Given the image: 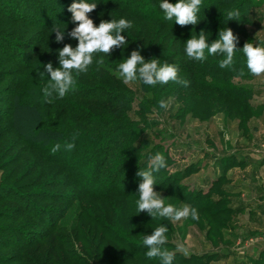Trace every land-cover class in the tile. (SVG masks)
<instances>
[{"label": "rangeland", "instance_id": "rangeland-1", "mask_svg": "<svg viewBox=\"0 0 264 264\" xmlns=\"http://www.w3.org/2000/svg\"><path fill=\"white\" fill-rule=\"evenodd\" d=\"M221 1L224 5L211 15L220 24L229 21L224 15L236 9L241 0L232 3L215 0V7ZM239 17L231 29L240 43L250 42L257 46L258 41H264V0H246ZM194 29L199 35L204 26L201 24ZM1 32L14 41L25 40V36L2 17ZM218 33L214 35L216 38ZM157 34L166 49H174L170 64L188 61L187 55L177 57L181 53L179 50L184 51L177 34L169 30ZM207 38L209 43L211 38ZM236 61L234 55V63ZM6 64L0 68V264H28L21 261L24 254L33 255L36 249H43L45 259L44 256L43 259L35 257L29 264H58L48 251L53 241L59 246L56 255H69L72 251L75 256L83 257L84 264H94L93 255H87L90 253L87 244L91 253L96 252V258L98 254L105 255L106 251L124 257L126 252H119L115 240L101 244L99 239L104 236L101 232L93 239L96 226L81 215V207L104 217L115 230L128 235L129 241L144 247L138 259L128 256L131 260L127 264H141L143 259L149 264L161 263L158 257H146L148 249L143 245V237L151 235L162 224L168 227V239L163 247L175 253L173 264H264V73L253 75L244 63L248 78H230L241 97H228L206 84L192 90L188 73L180 76L189 82L188 86L176 83L167 88L166 97L144 94L136 82L126 84L135 93V111L123 114L130 120L145 117L143 125H147L146 133L152 136L151 144L160 147L159 152L166 153L171 159L166 163L167 167L161 169L162 174L159 173L161 170L155 173L156 185H165L166 190L160 187L154 190L166 198V205L173 204L176 208L188 205L198 210V220L189 216L175 221L160 217L152 219L147 212H140L142 218L135 215L133 204L137 207L139 195L130 201L115 194L107 199H96L91 194L79 195L71 186L68 175L52 162L55 156L49 151L43 154L27 142L33 129L31 114L36 112L27 109L25 114L17 111L13 118L8 116L13 110L7 108V86L23 78L28 94L37 88L41 78L32 71L22 72L23 77H20L15 64ZM220 78L226 81L224 77ZM177 87L182 89L181 94L176 91ZM50 99L52 103L42 100L43 104L39 106L53 119L47 126L53 127L54 131L76 127L71 124L75 117L68 109L71 103L80 105L81 102L69 97ZM149 99H158L159 105L151 106L147 103ZM162 100L168 103L167 109L160 107ZM139 104L146 115L137 112ZM99 105L102 110L95 113L99 116L116 110L114 106ZM31 142L34 146L40 144ZM40 145L47 150L52 148ZM70 162L74 164L73 160ZM137 163V160L132 161V166H128L126 172L130 178L127 182L121 179L124 187H120L131 190L133 186L125 184L139 183ZM87 183L96 191L102 190L103 184L92 180ZM197 192L201 196L195 201ZM37 209L44 211L41 214L46 226L31 213ZM61 215L65 220L60 225L55 222L56 228L50 229L49 225L54 219L59 221ZM40 233L47 235L42 246L31 248L30 252L19 250L32 239L39 238L37 234ZM66 242H69L68 247ZM47 253L50 256L47 257Z\"/></svg>", "mask_w": 264, "mask_h": 264}, {"label": "trees", "instance_id": "trees-1", "mask_svg": "<svg viewBox=\"0 0 264 264\" xmlns=\"http://www.w3.org/2000/svg\"><path fill=\"white\" fill-rule=\"evenodd\" d=\"M228 1L232 3L236 0ZM74 2H79V0H0V17L4 18L6 22H10L18 32L25 36L23 41H14L3 34L4 32L0 33V68L5 67L6 63L10 62L15 64L17 70H20V77L24 74L22 72L32 71L42 80L38 83L37 88L31 90L28 94L25 92L23 78L20 82L7 86V92L9 93L7 108L13 110L12 114L10 112L8 116L13 118L15 112H27V109L36 112L31 114L33 129L27 142L32 144V147L38 148L43 154H48V151L51 152V150L39 147L40 144L43 147L46 145L54 146L57 143L61 144V149L53 154L55 158L53 157L52 162L58 164L68 175L71 186L75 188L79 195L87 196V194H91L96 199H107L115 194L130 201L139 195L138 186L142 182V178H139L137 185H134L135 181L129 185L124 183L125 186H133L130 188L131 190L122 188L124 187L122 180L124 179V182H127L130 178L129 173L126 172L128 166H132L131 162L137 160L138 171L140 169L146 170L150 165L149 157L159 152L161 148L151 144L152 136L146 133L148 132L147 125H143L146 120L145 117L140 120H130L127 115L123 114V112L135 111L133 101L136 96L134 91L124 84L117 75L118 65L129 57L133 50H139L146 62L156 58L162 66L165 62L169 63L175 53L174 49H166L163 40H159L158 32L169 30V32L177 34L180 47L184 50L185 42L191 38V35H197L198 31L194 29L196 26L202 24L206 36L211 38L216 32L235 26L240 17L237 20L217 23V20L211 18V15L215 14L221 5H224L223 1L215 7V0H202L200 11L197 13L200 22L196 25L180 26L175 23V18L171 21L163 18L164 14L159 7L162 0H87L88 3L97 4L96 9L92 11L93 13L88 14L95 26H99L101 20L110 21L111 19L125 18L132 22V27L121 33L126 37L127 45L114 48L108 56L103 53H94L93 64L89 66L86 73L76 75L74 71L77 83L75 88L70 90L64 97L81 102L80 105L71 103L68 109L76 119L71 120V124L76 127L54 131L53 127L47 126L48 123L53 122V119L49 118L42 109H39V106L43 104L42 100H44V98L42 99L43 88L50 79L49 74L45 73L42 77L40 72L45 71L44 65L49 62L52 63L54 69L59 67L58 50L66 44H70L73 48L78 44V41L69 35L71 30L77 26L72 21V13L68 11L69 6ZM168 2L175 4L178 0H168ZM245 5L246 0H241L236 10L239 12L244 11ZM224 17L227 16L224 15ZM54 25L59 26L61 30L65 29L66 35H64L61 43L55 40V33L51 29ZM216 39L215 36L209 39V44ZM238 40L236 45L238 50L234 54L237 61L231 68L222 69L219 67L220 61L225 58L224 55H208L207 51L205 52L207 59L204 62L188 59L185 63L172 64L178 67L179 76L190 74L189 80L192 82V90L201 88L206 84L210 88L213 86L217 91L228 97H241L242 95L238 93L240 90L230 83V78H248L249 76L248 73L245 75L246 66L244 63L246 57L240 50L243 48L244 43H240ZM179 52L181 53L177 57H185V50L183 51L185 54L181 50ZM101 58L103 64L98 65L96 61ZM242 68L244 69L243 76L240 75ZM220 77H224L226 81H223L224 79ZM135 82L138 83L142 93L152 94L155 97H166L167 88H171L176 84L169 81L167 84L158 83L155 86H149L139 80ZM176 91L180 94L183 92L180 87H177ZM100 103L107 107L114 106L116 110L99 116L95 113L102 110ZM147 103L151 106H157L159 100L149 99ZM138 108L137 112L140 115L147 114L145 110L143 111L141 104ZM78 126H83V128ZM141 126H144V128ZM112 132L115 135L111 134ZM73 136H75L74 141L72 140ZM30 139L40 144L34 146ZM66 141L75 143L73 150H65L63 146ZM164 156L166 163L171 160L166 153ZM70 160H73L74 164H71ZM159 173L162 174L163 170ZM154 176H156L155 173ZM91 180L95 181L96 184H103L102 190L92 189L93 185L89 186V183H87ZM158 187L160 185H154L155 190ZM160 188L166 190L165 185ZM197 194L195 201L201 196L200 192H197ZM54 197L53 195L52 198L54 199ZM134 205V214L140 215L142 218ZM81 210V215L96 226V232L93 233L94 240L97 239L96 235L101 232L104 235L99 239L101 244L106 243L107 240H115L118 242L119 252H126L124 257L119 258L118 254L112 255L106 251L105 255L104 253L102 255L98 254L96 258V252L91 253L92 249L87 244V250L90 252L87 255H93L94 264H127L129 260L132 258L138 259L143 253L144 247L142 245H135L129 241L128 235L126 236V234L115 230L104 217L94 214L85 207H81ZM36 211L31 213L46 226L44 215L41 214L44 211L39 210L40 215ZM63 220L65 219L61 215L59 221L54 219L49 228L55 229L57 224L60 225ZM55 222H57L56 225ZM113 234L117 236H113ZM37 236L39 238L32 239L28 244L20 247L19 250L30 252L31 248L42 246L43 240L47 239V235L40 233ZM64 244L68 247L69 242ZM58 248L59 246L57 247V244L53 241L48 250L51 252L50 255H52L55 263L84 264L86 262L82 259L83 257L75 256L72 251L68 253L69 255L63 253L56 255ZM44 255L43 249H36L33 255L25 253L21 261L29 264L31 259H35V257L43 259ZM50 255L47 253V257ZM147 263L144 259L141 261V264Z\"/></svg>", "mask_w": 264, "mask_h": 264}, {"label": "clouds", "instance_id": "clouds-1", "mask_svg": "<svg viewBox=\"0 0 264 264\" xmlns=\"http://www.w3.org/2000/svg\"><path fill=\"white\" fill-rule=\"evenodd\" d=\"M202 0H178L177 3H169L168 0H162L159 7L162 10L165 20L171 21L175 18V23L180 26L196 25L198 21L197 13L200 11ZM97 7L95 3H88L87 0H79L72 3L68 11L72 13V21L77 26L74 27L69 35L78 41L73 48L66 44L58 50L59 67L53 68L51 62L44 65V72H40L43 77L50 75L48 83L43 88V98L47 103H52L50 98H63L70 90L75 88L77 83L76 75L86 73L89 66L93 64V54L103 53L110 55L114 48H120L127 45V40L121 33L125 29L132 27V22L120 18L119 20L111 19L110 21L101 20L99 26H95L89 13ZM228 20H237L240 12L236 9L226 13ZM52 32L55 33L56 42L64 39L65 29L61 30L59 26L54 25ZM237 36L234 35L231 28L219 31L218 38L209 44L204 30L199 35H191L185 42V52L189 59L204 62L207 59L205 50L208 55H224L219 63L220 68H231L234 64V54L237 49ZM242 50L246 57V65L253 75L264 73V41H258V45L247 42ZM98 65L103 64V59L96 61ZM74 71L76 75H74ZM119 77L124 84H129L137 80L142 81L149 86L156 84H167L173 81L177 84L187 87L188 81L182 79L178 73L176 65L165 62L162 66L159 60L153 58L145 61L139 50H133L129 57L118 65ZM240 75H244V69L240 70ZM160 107L167 109L168 103L160 101ZM75 140V136L72 137ZM65 150L71 151L75 147L74 142H65ZM61 149V144L57 143L51 148L52 154ZM150 165L146 170L140 169L137 176L142 178L138 186L139 200L137 201L138 212H147L152 219L168 218L179 221L182 218L191 217L192 220L199 219L198 210L194 207L184 205L182 208H176L173 204H165V199L160 192L154 190L156 180L154 173L167 167L165 156L157 152L149 157ZM168 227L160 225L156 227L151 235L143 237V245L148 249L145 253L149 259L159 258L161 264H173L175 253L167 250L163 245L167 242L166 233ZM187 255V250H183Z\"/></svg>", "mask_w": 264, "mask_h": 264}]
</instances>
